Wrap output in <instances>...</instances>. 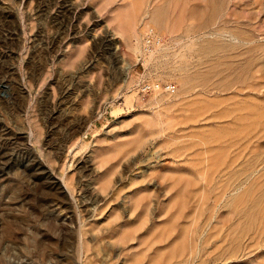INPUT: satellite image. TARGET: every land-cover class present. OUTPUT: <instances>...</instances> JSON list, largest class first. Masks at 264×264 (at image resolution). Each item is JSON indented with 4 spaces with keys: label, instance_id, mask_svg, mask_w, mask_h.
Here are the masks:
<instances>
[{
    "label": "rangeland",
    "instance_id": "rangeland-1",
    "mask_svg": "<svg viewBox=\"0 0 264 264\" xmlns=\"http://www.w3.org/2000/svg\"><path fill=\"white\" fill-rule=\"evenodd\" d=\"M263 189L264 0H0V264H264Z\"/></svg>",
    "mask_w": 264,
    "mask_h": 264
},
{
    "label": "built area",
    "instance_id": "built-area-1",
    "mask_svg": "<svg viewBox=\"0 0 264 264\" xmlns=\"http://www.w3.org/2000/svg\"><path fill=\"white\" fill-rule=\"evenodd\" d=\"M165 44L164 37L160 35L158 32H156L153 28H148L143 36L142 39V47L139 54V61L142 62V65L144 66V62L149 56L154 55L157 53L160 49L163 48ZM145 91H160L165 92L168 94H174L175 87L171 84L163 85L161 83H152V84H146L144 86Z\"/></svg>",
    "mask_w": 264,
    "mask_h": 264
},
{
    "label": "bare ground",
    "instance_id": "bare-ground-1",
    "mask_svg": "<svg viewBox=\"0 0 264 264\" xmlns=\"http://www.w3.org/2000/svg\"><path fill=\"white\" fill-rule=\"evenodd\" d=\"M124 81H125V80H124ZM125 82H126V81H125ZM125 82H124V83H125ZM261 124H262V123H261ZM260 130H261V129H260ZM258 131H259V130H258ZM260 162H261V161H260ZM257 164H258V162H257ZM259 164H260V163H259ZM260 165H261V164H260ZM256 167H257V166H256ZM262 167H263V166H262ZM256 171H257V170H256ZM263 190H264V189H263ZM261 195H262V194H261ZM260 237H261V236H260Z\"/></svg>",
    "mask_w": 264,
    "mask_h": 264
}]
</instances>
